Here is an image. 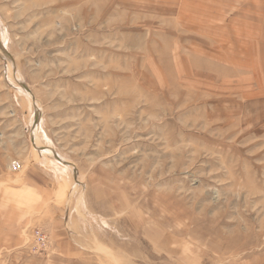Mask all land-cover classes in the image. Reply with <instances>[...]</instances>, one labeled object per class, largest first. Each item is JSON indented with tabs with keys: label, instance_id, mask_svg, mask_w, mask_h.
I'll return each mask as SVG.
<instances>
[{
	"label": "rangeland",
	"instance_id": "rangeland-1",
	"mask_svg": "<svg viewBox=\"0 0 264 264\" xmlns=\"http://www.w3.org/2000/svg\"><path fill=\"white\" fill-rule=\"evenodd\" d=\"M0 264H264V0H0Z\"/></svg>",
	"mask_w": 264,
	"mask_h": 264
},
{
	"label": "crops",
	"instance_id": "crops-1",
	"mask_svg": "<svg viewBox=\"0 0 264 264\" xmlns=\"http://www.w3.org/2000/svg\"><path fill=\"white\" fill-rule=\"evenodd\" d=\"M47 174L48 171L46 170L32 167V169L28 171V176L24 178V181H21L20 185L14 189L18 194L26 191L27 193H23V195H30L32 193L35 196L38 192L46 193L45 191L48 189L49 185L52 184V182L49 181Z\"/></svg>",
	"mask_w": 264,
	"mask_h": 264
},
{
	"label": "built area",
	"instance_id": "built-area-1",
	"mask_svg": "<svg viewBox=\"0 0 264 264\" xmlns=\"http://www.w3.org/2000/svg\"><path fill=\"white\" fill-rule=\"evenodd\" d=\"M20 169H21V167H20V164L18 162H13L11 164V170L12 171L17 172ZM34 236H35V239H37V243L40 245V248L45 249L47 246L46 238L43 235H41L39 232H35Z\"/></svg>",
	"mask_w": 264,
	"mask_h": 264
}]
</instances>
